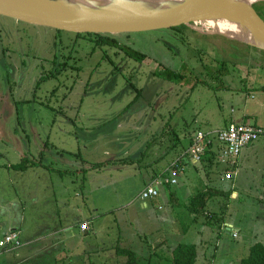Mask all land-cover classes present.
I'll return each mask as SVG.
<instances>
[{"label":"rangeland","instance_id":"rangeland-1","mask_svg":"<svg viewBox=\"0 0 264 264\" xmlns=\"http://www.w3.org/2000/svg\"><path fill=\"white\" fill-rule=\"evenodd\" d=\"M214 1L209 13L236 25L230 3L255 0ZM188 27L111 33L117 45H102L0 14V237L11 226L26 240L60 229L57 264H169L165 242L196 243V264H239L264 243V136L239 164V194L206 199L219 218L193 213L190 200L217 181L230 191L237 174L221 181L222 164L185 157L177 184L140 197L198 128L264 126V51Z\"/></svg>","mask_w":264,"mask_h":264},{"label":"water","instance_id":"water-1","mask_svg":"<svg viewBox=\"0 0 264 264\" xmlns=\"http://www.w3.org/2000/svg\"><path fill=\"white\" fill-rule=\"evenodd\" d=\"M210 0H131L100 5L87 0H0V14L74 32L120 33L185 24L204 34H219L264 49V38L245 39L213 30L198 29L191 22L204 19ZM261 0L237 6L231 3L226 16L241 29L264 31V15L256 9ZM215 4V3H213ZM215 18V17H214Z\"/></svg>","mask_w":264,"mask_h":264},{"label":"built area","instance_id":"built-area-1","mask_svg":"<svg viewBox=\"0 0 264 264\" xmlns=\"http://www.w3.org/2000/svg\"><path fill=\"white\" fill-rule=\"evenodd\" d=\"M264 136V126L244 124L231 121L226 126L212 129H198L193 135L189 146L175 157L169 166L141 191L140 197L147 200L160 194L163 185H174L179 182L180 173L184 171L188 157L192 163L198 164L210 159L212 152L221 163H228L236 158L243 148ZM212 151V152H211ZM226 179H232L233 170L224 173ZM82 230L88 228V222L80 224ZM232 231L231 228H227ZM237 235V231L232 233ZM23 241L19 230L15 229L0 238V254L5 250H13L22 246Z\"/></svg>","mask_w":264,"mask_h":264},{"label":"crops","instance_id":"crops-1","mask_svg":"<svg viewBox=\"0 0 264 264\" xmlns=\"http://www.w3.org/2000/svg\"><path fill=\"white\" fill-rule=\"evenodd\" d=\"M231 121L238 122V123L246 122L244 120L238 121L237 119L230 118V119L226 120V122L222 125H215L214 128L226 126ZM244 124H246V123H244ZM254 125L263 126L260 124H254ZM200 129H202V128H200ZM208 129H212V128H208ZM193 135H194V133L189 134V139H188L189 142L187 143L186 148L191 143ZM257 152H258V150L254 147L250 148V144H249L248 146H246L245 148L242 149L241 153L236 158L232 159L227 164L226 163H220L217 158L215 159V163L222 164L224 167L230 165L232 167V170L237 174V179H233V182H232L230 188H228V189H232V191L235 192L234 193L235 195L239 194V192L236 189V186H238L240 183V181L238 179V176H240V174H241V168H240L239 164L243 163V161H244L243 159H247L248 156L254 155ZM239 158H242L240 163H239ZM208 160H206V161H208ZM182 173L183 172H181L180 175ZM223 173H224V171L221 172V181H224ZM157 175L158 174H155L153 177H151V180L154 177H156ZM151 180H150V182H151ZM150 182H148V184ZM216 184L220 185V188H218V189H223L224 186L220 182L217 181ZM164 186H168V185H163L161 187V189ZM224 190H226V189H224ZM170 191H171L170 192V199L174 200L177 197V193L172 191V190H170ZM144 205H147V203H144ZM190 211H192V210H190ZM204 211L207 215H212L215 213V212H211V211L207 210V205L204 206ZM216 215H219V213ZM21 220H19L17 224L21 223V225L23 226L24 222L23 221L21 222ZM192 220H196V217L194 216L192 218ZM229 223L226 222L225 220L223 222V224H225V225H227ZM231 225L232 224L230 223L229 226H231ZM232 226H234V225H232ZM15 229H17L19 231L21 230L20 226H11L10 230H15ZM71 229H72V227L71 228L67 227L65 229V231L68 235H71V233H72ZM219 230H220V232H224V230L222 229L221 226H220ZM59 233H60V229H56V230H47V231H45L41 234H38L37 236L32 237V238L27 239V240L22 237V239L24 240L22 246H20L19 248L13 249V250H5L0 254V264H57L59 262L58 255L50 254L49 251L54 250V249H58L57 244L61 241L60 238L57 237V235ZM0 238H2V236ZM161 244L164 245L165 249H166V252H165V251H163L164 248H162L163 249L162 252L169 254V256L171 257L173 254V249L179 243L171 244L169 242H165V243H161ZM194 244H196V243H194ZM196 246L198 248L197 244H196Z\"/></svg>","mask_w":264,"mask_h":264},{"label":"trees","instance_id":"trees-1","mask_svg":"<svg viewBox=\"0 0 264 264\" xmlns=\"http://www.w3.org/2000/svg\"><path fill=\"white\" fill-rule=\"evenodd\" d=\"M256 9H258V11L261 12V14L264 15V1L259 3L258 6L256 5ZM209 11H211V9H207V13H209ZM201 21L206 23V24H208V25L219 24L220 23V21H218V20H210V19H207V18L201 19ZM185 27H188V26L183 24L181 26H173L172 28H174L176 30H181V29H184ZM57 31H61V30L57 29ZM256 32H264V31H256ZM76 34L77 35H80V34L92 35L93 37H95L96 42L99 43V44L101 43L102 45H105V44H109V45L116 44L117 45V42H118L117 39L111 35V33L83 32V33H76ZM255 48H257V47H255ZM260 50L264 51V49H260ZM127 52H128V54L130 56L136 57L138 59H145L147 57L145 55V53H142V52H140L138 50L129 49V50H127ZM221 67H224V64ZM165 72H167L165 75H167L169 77H171L172 75H175V76L179 75V73L178 74L177 73H173L170 70H167ZM138 92H140V91H138ZM215 159H216V156L212 152V155L210 156V159L207 161V164L210 167L212 165H214V164H217V163H215ZM130 161H132V160H130ZM103 164H104V162H99V163L93 164L92 168L95 169L97 167L102 166ZM26 166L27 165L24 162H22L18 166V168L24 169V168H26ZM230 169L232 170V167L230 165L226 166L225 169H224V173L227 172ZM229 190L230 191L224 190V189H220V190L219 189H217V190L215 189L212 192V189L209 188L208 190H203V191L198 192L192 198V200L190 202V210H192V212L196 213V214H198L200 211L205 213L204 206L206 205V199L208 197L213 196L214 194H215V196L217 194L231 195L232 194V190L231 189H229ZM198 205H200V206L198 207ZM216 214H218V213L215 212L212 215H207V217L208 218H212V219L219 218L218 215H216ZM222 221H223V218L217 219V223L219 224V226L221 225ZM197 256H198V254H197V246H196V244H194V243H179L173 249V254L170 257L169 264H196ZM239 264H264V243L257 242V243H254L253 245H251L248 255L246 257L242 258L239 261Z\"/></svg>","mask_w":264,"mask_h":264},{"label":"bare ground","instance_id":"bare-ground-1","mask_svg":"<svg viewBox=\"0 0 264 264\" xmlns=\"http://www.w3.org/2000/svg\"><path fill=\"white\" fill-rule=\"evenodd\" d=\"M87 1L97 3L100 5H106L107 3H105V2L112 3V4H122V3H126L128 1H131V0H87ZM136 2L140 3V0H136ZM209 2L212 4V6L207 7V9H214L215 8L214 5H216L215 1L210 0ZM213 3H215V4H213ZM205 18L210 19V20L218 19L217 16H215V15L213 16L211 13H207ZM194 23L197 25L200 24V27L198 29L206 28L207 30H213V31L215 30V31H218L221 33L234 35V36H238V37L245 38V39H251L256 35L264 38V32L249 31L246 29H241L239 26H235V25H227V24H222V23L221 24L208 25V24L202 22L201 20L194 21ZM248 33H250L254 36H252Z\"/></svg>","mask_w":264,"mask_h":264},{"label":"flooded vegetation","instance_id":"flooded-vegetation-1","mask_svg":"<svg viewBox=\"0 0 264 264\" xmlns=\"http://www.w3.org/2000/svg\"><path fill=\"white\" fill-rule=\"evenodd\" d=\"M217 20V19H216ZM219 24H221V22L219 23ZM222 24H224V23H222ZM236 26V25H235Z\"/></svg>","mask_w":264,"mask_h":264}]
</instances>
